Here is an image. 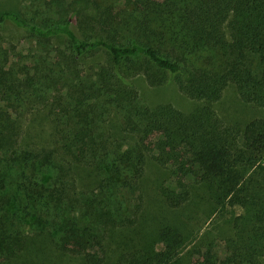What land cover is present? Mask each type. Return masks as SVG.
<instances>
[{"label": "trees", "instance_id": "trees-1", "mask_svg": "<svg viewBox=\"0 0 264 264\" xmlns=\"http://www.w3.org/2000/svg\"><path fill=\"white\" fill-rule=\"evenodd\" d=\"M27 7L0 11V264H264V116L217 108H264V0Z\"/></svg>", "mask_w": 264, "mask_h": 264}, {"label": "rangeland", "instance_id": "rangeland-1", "mask_svg": "<svg viewBox=\"0 0 264 264\" xmlns=\"http://www.w3.org/2000/svg\"><path fill=\"white\" fill-rule=\"evenodd\" d=\"M31 0H0V11L4 9H24L28 14V17L31 15V10L28 6ZM3 33L6 35V40L15 42L19 47H28L31 52H39V50L46 48V45L39 44L35 42V40L28 36L27 33L22 31H16L11 27H6L3 30ZM141 94L142 99L146 103H153L151 105H155L154 103L163 102V101H171L176 107L183 110H191L195 107L196 101L187 98L186 96L180 93V90L177 88L176 84L173 86L170 84L165 88H160L157 90H153L147 87L144 83H141ZM176 85V86H175ZM222 118L225 122L229 124H237L242 123L246 120H250L257 116H264V108H257L251 105H244L243 102L239 100L237 93L234 91L232 87L226 89L222 99L218 102L217 105ZM28 119V118H27ZM48 124V123H47ZM46 123H39V121H35L36 128L47 130L43 128H47L48 125ZM226 209L223 206L219 205L215 208V211H210L209 219L208 216L203 220V229L209 226V223L212 220H215L217 216L222 213H226L228 215L229 211L225 212ZM238 213H241V210H237ZM212 213V214H211ZM234 213V212H233ZM161 244H159L158 248H161ZM217 249L221 254H224L225 246L224 243L220 240L217 241Z\"/></svg>", "mask_w": 264, "mask_h": 264}]
</instances>
